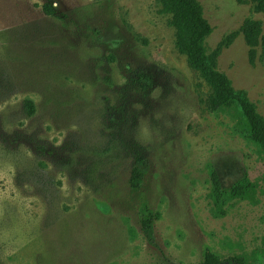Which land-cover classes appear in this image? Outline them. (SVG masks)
I'll return each instance as SVG.
<instances>
[{
	"label": "rangeland",
	"instance_id": "rangeland-1",
	"mask_svg": "<svg viewBox=\"0 0 264 264\" xmlns=\"http://www.w3.org/2000/svg\"><path fill=\"white\" fill-rule=\"evenodd\" d=\"M198 1L209 52L247 18L264 32L251 3ZM170 20L160 0H0V264H197L208 249L264 264V151L208 107ZM249 53L240 34L218 69L264 117ZM213 173L253 197L219 209ZM144 203L161 214L153 242Z\"/></svg>",
	"mask_w": 264,
	"mask_h": 264
},
{
	"label": "trees",
	"instance_id": "trees-1",
	"mask_svg": "<svg viewBox=\"0 0 264 264\" xmlns=\"http://www.w3.org/2000/svg\"><path fill=\"white\" fill-rule=\"evenodd\" d=\"M161 12L170 14V24L176 31V46L180 53L186 55L190 66L200 73L211 89L207 105L211 110L228 112L237 119V127L245 136L264 151V117L257 111L255 105L249 100L247 94L234 88L230 78L218 69V58L224 47L230 45L236 37L243 35L250 47V62L255 63L260 55L264 60V32L262 22L257 19L247 18L239 29L228 34L218 45L208 51L205 39L211 34L213 27L204 16L203 6L198 0H160ZM240 4L251 3L256 12L264 14V0H237ZM48 14L53 12L52 6H44ZM144 78L148 76L143 75ZM29 114L34 113V102L28 100ZM146 168L144 160L139 157L132 170L130 179L134 190L141 187ZM213 188L211 197L215 204L222 208V203L232 198L250 199L255 189L250 181L244 182L231 190L220 187L217 176L213 173ZM161 214L153 210L147 203L141 208V227L145 237L153 242L155 238V223ZM168 264H177L169 262ZM197 264H246L237 256L224 259L220 254L208 249L204 259Z\"/></svg>",
	"mask_w": 264,
	"mask_h": 264
}]
</instances>
